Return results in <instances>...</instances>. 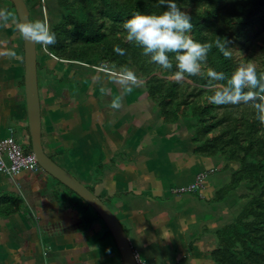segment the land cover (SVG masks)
I'll return each mask as SVG.
<instances>
[{
  "label": "trees",
  "instance_id": "1",
  "mask_svg": "<svg viewBox=\"0 0 264 264\" xmlns=\"http://www.w3.org/2000/svg\"><path fill=\"white\" fill-rule=\"evenodd\" d=\"M6 1L15 11L14 5ZM59 2L66 5L65 0ZM176 3L192 17L193 27L188 35L206 46V55L196 73L181 72L171 54L172 66L165 68L152 61L135 41L127 39L124 21L137 11H163L166 6L160 5L159 0H81L76 8L69 5L68 16L62 22L36 34L37 45H44L38 49L72 67V78L59 79L70 83L73 98L80 79L92 67L101 68L103 64L118 73L109 89L123 83L139 86L156 111L155 124L187 129L194 155L220 157L226 162L225 167L231 165L232 181L225 192L245 183L247 202L233 224L217 232L222 238L221 246L212 250L210 258L214 264H264V122L256 116V102L264 89L252 85L242 89L239 85V73L249 66L261 74L264 85V0ZM50 32L55 33L54 43L47 42ZM41 64L38 59L40 69ZM48 67L44 66V70L51 74L53 68ZM248 71L251 74L250 67ZM20 86L24 87L23 76ZM221 91L226 101L214 103L211 96ZM252 93L254 100L239 99ZM23 148L31 152V141Z\"/></svg>",
  "mask_w": 264,
  "mask_h": 264
},
{
  "label": "rangeland",
  "instance_id": "2",
  "mask_svg": "<svg viewBox=\"0 0 264 264\" xmlns=\"http://www.w3.org/2000/svg\"><path fill=\"white\" fill-rule=\"evenodd\" d=\"M80 1L81 0H65L64 4L66 5L61 6L63 4H61L59 0H25L30 12V20L32 24L37 26L34 29L35 34L39 36L43 32H47L50 27L62 22L68 16L69 5L70 8H73L74 6L76 8ZM17 18L18 17L12 9L11 4L6 0H0V26L3 27L0 28V128L1 126H8L9 131L13 129L15 124L21 123L22 121L25 126L28 125V119L26 117L22 119L26 112L24 91L23 88L19 86V81L23 76V52L21 45L23 39ZM5 26H7V28H4ZM39 46L41 48L44 47L43 43ZM39 52L40 48L38 49V55L41 53V56H38V59L42 63V68H38L40 99L42 106L44 105L43 103H45V109L47 112L49 111L52 114H55L56 111H58L59 116H62L63 118L67 117L68 114L70 116H72V114H78L80 117L86 119L95 118V120H98L96 123H99L102 128L105 127L106 133H114L113 136H116L114 143L119 146L114 149L110 156L103 162L105 179L108 173L113 174V170L122 164H130L138 168L142 162L149 161L150 158L146 153V144L148 145V141H154L162 147L159 151L156 149L152 151L153 160L151 162L164 163L169 160L176 162L175 171L170 170V175H162L164 190L168 188V191L161 193L160 198L150 191L151 196L149 198L153 202L150 204L154 207H165V212L162 214L161 210L158 211V216H167L171 218V216L176 214L178 215L177 219H183L186 217L188 222H191V225H187V228H184V226L182 228H178L177 225L175 226L179 235V238L176 240L177 243H181L182 237L187 240L189 237L196 236L194 233L199 232V239L202 242V245L197 253H195L196 255H192L193 259L190 258L189 261L183 264H202L203 260H206L203 264H211L207 258L212 251L209 252L210 254H206V249L209 245L213 247V250L221 246L222 238L217 232H221L225 227L233 224L241 214L243 205L247 202L245 196L247 195L248 190L245 183L238 185L235 190L225 192L226 188H229L231 185L232 172L234 171L232 166L225 167L227 164L220 157L202 158L194 155L192 152L193 144L189 141L190 132L187 129L180 126L174 128L172 126L168 127L159 124V122L158 124H155L153 121L156 111L152 106V103H149L146 100L144 97V91L139 86L131 87L123 83L109 89L110 82L113 81L114 75L118 73L111 71L109 67H106L103 64L101 68L92 67V70L89 71V73L87 72L86 75L80 79L78 84L79 90L74 94V100H81L80 102H75L73 104L71 101L63 102L59 99L58 101L61 102L55 103L52 100V97L54 96L51 91L56 95H66L64 89L67 88L69 94L71 93L69 89L70 87H67L65 82L60 81L59 76H63L65 80L66 78H72L73 70L68 64L61 62L58 63V61L46 54L44 50L43 52ZM9 53L14 54L10 55ZM46 65L49 66L48 68H53L51 74L46 73L44 70V66ZM123 79L127 80L128 78L124 77ZM133 80L140 83L144 82V80ZM98 96L103 100L105 105L108 104V106H111L114 109L105 107L107 108L105 112L99 110L97 106ZM43 124H45L44 121ZM44 126L45 125H43V127ZM12 131H14V129ZM25 132L26 129L23 131L21 126H16L14 138L20 145L22 142L30 143L31 141L27 135H24ZM47 134L48 132L45 131L44 127L42 131L43 143L46 142ZM126 143L131 146L129 148L131 150L134 148L135 150L137 148L139 150L141 149L139 153L140 155L135 154L137 152L134 151L130 152L128 157L124 156L123 151H127L128 149ZM56 152L59 153L60 151L56 150ZM48 153L51 155L53 154L50 149ZM199 160V172L201 173L198 175L205 178L203 189L196 193L186 192L173 194L175 189L186 188L195 181V178H197L198 175L192 178V174H195L197 171ZM117 172L118 170L116 169V173ZM120 172L122 171H119V173ZM187 172H190V175H188ZM183 174L188 177L185 180V183L180 184L179 187L175 186V184L174 186L176 188L169 190L168 184L174 183ZM80 181L89 189L92 188L95 195L100 198V187H90L91 184H93L92 180L83 179V181ZM48 182L53 187L54 185H59L56 180L49 176ZM60 187L69 194V191H67L65 187L61 185ZM71 196L75 200L81 202V200L75 195ZM100 199L112 210L122 223L127 232L126 234L129 235L131 227L128 226L124 221V218L121 217V212L116 206L113 198ZM63 203V199L62 201H59V205H62ZM82 204L87 206L83 202ZM64 207H66V205H64ZM80 212V216H82V222L79 225L80 229H95V231L87 238L90 241L93 240L92 242L96 245H99L101 240L102 242L106 240V243H109V245L114 247L113 250L115 255L112 251L105 254L103 264H120L121 257L115 247V241L113 238L110 235L106 238H101V231L99 229H101L102 225L105 228V225L102 224L103 222L98 217L99 215L97 216L93 210ZM40 225L44 231L49 230L47 220L42 219L39 223V226ZM180 231L185 232L179 234ZM85 232L88 231L85 230ZM134 232L132 233L131 231L132 238L136 236ZM41 239L45 242L43 234ZM172 239L175 241L174 238ZM188 241L190 242V240ZM191 242L190 246L194 250H197L200 244L199 240H193L192 238ZM140 243L137 244L134 240L133 246H137L140 252L147 255L150 264H174V256L176 255L173 248L174 245L171 247L170 244L165 243L163 244V247L162 243H151L148 241L146 242L147 246H143ZM47 246H50V244L45 242L43 248ZM45 249H43V262L42 259L39 258L38 261H40L35 264H44V261L49 258V251H46Z\"/></svg>",
  "mask_w": 264,
  "mask_h": 264
},
{
  "label": "crops",
  "instance_id": "3",
  "mask_svg": "<svg viewBox=\"0 0 264 264\" xmlns=\"http://www.w3.org/2000/svg\"><path fill=\"white\" fill-rule=\"evenodd\" d=\"M0 28L3 27L0 26ZM4 28H7V26ZM66 86L70 87L69 84H66ZM22 88L25 96V89L24 87ZM69 89L71 91V87ZM64 90L66 95H56L51 91L54 96L51 97L55 103L71 101L74 104L81 101L74 100L67 88ZM59 99L61 101H58ZM43 104L42 131L45 127V131L48 132L46 142L43 143L42 141L45 152L59 166L78 180H92L93 184L90 187H100V198H113L121 212V217L131 227L132 233L135 231L136 236L133 237L134 239L132 238L131 231L127 235L133 249L141 260L145 264H150L147 255L140 252L137 246H133L134 240L137 244L141 242L140 244L143 246H147L146 242L148 241L151 243H162V246L165 243L170 244L171 247L174 245L173 248L176 254L174 256V264H183L189 261L190 258L193 259L192 255H196L195 253H197L202 245L199 239V232H197L198 234L194 233L196 236L189 237L187 240L182 237L181 243H177L176 240L179 238V235L175 226L187 228V225H191V222H188L186 217L177 219L178 215L176 214L171 216V218L158 216V211L161 210L163 214L165 207H154L151 205L153 202L149 198L151 196L150 191L157 195L158 198L161 197V193L168 191V188L164 190L162 175H170V170L175 171L176 169V162L170 160L164 163L151 162L153 160L152 151L155 149L161 150V145L151 140V142L148 141L146 153L150 158L149 161L142 162L138 168L130 164L116 166L118 172L116 173V169L113 170V174L108 173L105 179L103 162L119 146L114 143L116 139V136H113L114 133H106L105 127L102 128L99 123H96L98 120H95V118L86 119L80 117L78 114H72V116L68 114L67 117L63 118L59 116L58 111L55 114L47 112L45 103ZM97 106L99 110L104 112L107 110L105 107L114 109L107 104L102 105L99 98L97 99ZM23 116L22 119L27 118V108ZM43 121L45 124H43ZM15 125L21 126L23 131L26 129L27 134L25 132L24 135H27L30 140L28 125L25 126L23 121ZM15 125L13 127L14 132L16 131ZM43 125L45 126L43 127ZM8 136L9 127L1 126L0 139ZM25 144L28 143L22 142L21 145ZM130 147L127 144L128 149L127 151H123L124 156L128 157L130 152L134 151L137 152L135 154L140 153L141 149L137 148L135 150L134 148L131 150L129 149ZM49 149L53 153L52 155L48 153ZM56 150L60 152L57 153ZM199 163L200 160L197 171L195 174H192V178L201 173L199 172ZM119 171L122 172L119 173ZM187 174L190 175V172H187ZM48 176L51 178L50 175L41 169L37 172L22 170L14 178L6 176L3 173L0 174V264H35L40 261H38L39 258H43V249L45 248L46 251H49L50 256L44 261V264H103L105 254L111 251L114 254V247L106 243V240V242H102L101 240V243L96 245L92 242L93 240L90 241L87 238L95 229H85L88 231L85 232L84 229H80L79 227L82 222L80 211L86 212L92 209L84 206L82 202L84 204L85 202L80 197L57 180L59 185L51 186L48 182ZM187 178V175L183 174L177 179L178 182L169 183V190L176 188L175 186L179 187L180 184L185 183ZM60 185L65 187L69 191V194L61 189ZM90 190L93 192L92 188ZM71 195L78 197L81 202L75 200ZM201 196L206 198L203 195ZM59 199L61 201L62 199L64 200L62 205H59ZM5 211L9 212L6 213ZM42 219L47 220L49 230L44 231L41 225L39 226ZM161 227L169 230V238H159L158 234ZM99 230L101 231V238L108 236L106 226L104 228L102 225ZM184 232L180 231L179 234ZM42 234L45 242L50 244V246H47L49 250L47 247L43 248L45 242L41 239ZM192 238L193 240H199L200 244L197 250H194L190 246ZM115 247L118 250L116 244ZM212 250L213 247L209 245L206 249V254H210L209 252ZM118 254L120 256L119 251ZM207 259L213 264L210 256ZM205 261L203 260V262ZM120 264H123L122 259Z\"/></svg>",
  "mask_w": 264,
  "mask_h": 264
},
{
  "label": "clouds",
  "instance_id": "4",
  "mask_svg": "<svg viewBox=\"0 0 264 264\" xmlns=\"http://www.w3.org/2000/svg\"><path fill=\"white\" fill-rule=\"evenodd\" d=\"M160 5L166 6L160 12H135L129 19L124 21V28L127 30V39L135 41L142 47L146 55H150L152 61L162 65L165 68L171 67V56H174L176 67L181 72L196 73L199 70L200 61L206 55V46L199 41L193 40L188 35L192 29V17L189 12L178 7L176 0H159ZM35 24L25 28V34L33 37ZM44 30V29H39ZM47 42H55V33L50 32L47 35ZM117 51H121L119 47ZM13 55L14 53H9ZM171 54V56H170ZM251 68V74L248 68ZM245 71L239 73V85L243 89L247 85L253 87L261 85V74H257L254 66H249ZM131 76L132 74L129 73ZM236 76H234L235 78ZM233 78V87L236 81ZM214 103H224L226 98L222 91L216 92L210 98ZM240 100L247 102L255 99V93L247 97H240ZM257 119L264 122V94L256 102ZM160 239L170 237L167 228H160L158 234Z\"/></svg>",
  "mask_w": 264,
  "mask_h": 264
},
{
  "label": "water",
  "instance_id": "5",
  "mask_svg": "<svg viewBox=\"0 0 264 264\" xmlns=\"http://www.w3.org/2000/svg\"><path fill=\"white\" fill-rule=\"evenodd\" d=\"M9 1L14 5L23 39L24 89L31 150L35 154L39 166L44 172L74 192L99 215L115 241L123 264H138L135 256L136 252L121 222L112 210L95 195V193L81 183L76 177L59 166L45 152L42 143V105L38 83L37 38L36 34L30 37L26 35L24 31L25 28L32 25L30 12L25 0Z\"/></svg>",
  "mask_w": 264,
  "mask_h": 264
},
{
  "label": "built area",
  "instance_id": "6",
  "mask_svg": "<svg viewBox=\"0 0 264 264\" xmlns=\"http://www.w3.org/2000/svg\"><path fill=\"white\" fill-rule=\"evenodd\" d=\"M12 130L9 131L8 137L0 139V172L12 178L20 174L22 170L37 172L41 168L35 154L32 151L28 153L24 151L23 146L15 140ZM204 180V177L198 175L190 186L175 189L173 194L196 193L203 189ZM135 256L138 264H145L137 252Z\"/></svg>",
  "mask_w": 264,
  "mask_h": 264
}]
</instances>
